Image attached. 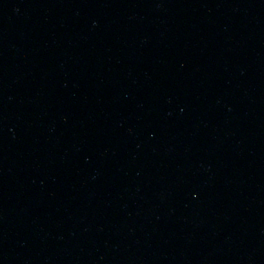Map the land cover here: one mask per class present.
<instances>
[{
	"label": "water",
	"instance_id": "1",
	"mask_svg": "<svg viewBox=\"0 0 264 264\" xmlns=\"http://www.w3.org/2000/svg\"><path fill=\"white\" fill-rule=\"evenodd\" d=\"M0 264H264V0H0Z\"/></svg>",
	"mask_w": 264,
	"mask_h": 264
}]
</instances>
